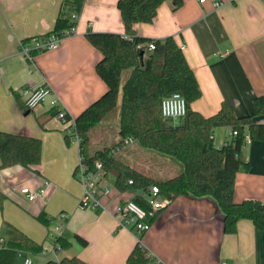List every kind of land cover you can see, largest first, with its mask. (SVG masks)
<instances>
[{
    "label": "crops",
    "instance_id": "0c3cea01",
    "mask_svg": "<svg viewBox=\"0 0 264 264\" xmlns=\"http://www.w3.org/2000/svg\"><path fill=\"white\" fill-rule=\"evenodd\" d=\"M118 2L83 0L77 10L66 0H0V131L42 141L40 173L20 165L0 169V250L7 248L10 224L43 245L39 253L18 252L15 264L26 259L45 264L73 257L87 264H125L140 237L159 264H264V231L243 219L235 234H226L224 217L209 197L172 199L150 229L141 234L119 228L112 216L116 205L134 199L138 191H119L111 174L106 179L111 192L102 199L104 209L79 207L83 187L75 172L83 156L73 139L72 125L108 89L96 72L102 54L90 43L88 34L125 35ZM216 2L222 6L215 7ZM73 14L78 15L76 35L56 50L35 53L34 61L28 62L21 54V42L54 32L58 19L71 20ZM134 30L138 36L153 40L175 38L202 92L192 105L195 111L209 117L226 104L234 117L252 116L255 123L264 124V116L256 114L254 105L257 97H264V0H183L178 9L167 1L153 23L136 24ZM45 82L67 109L65 121L56 117L58 107L52 105L53 98L32 110L24 105L23 88ZM121 100L122 89L119 107ZM231 135V127L217 129L215 145L229 143ZM126 147L137 158L146 150L136 142ZM241 158L250 168L236 175L235 202L254 199L264 204V141L251 139L250 144H244ZM166 171L176 176L182 166L171 165ZM42 180L52 185L47 199L31 204L20 199L19 187ZM43 212L49 226L37 219ZM56 228L71 245L53 256L48 254V234ZM77 236L87 245H81Z\"/></svg>",
    "mask_w": 264,
    "mask_h": 264
},
{
    "label": "trees",
    "instance_id": "16d2710c",
    "mask_svg": "<svg viewBox=\"0 0 264 264\" xmlns=\"http://www.w3.org/2000/svg\"><path fill=\"white\" fill-rule=\"evenodd\" d=\"M66 1L74 4L77 10L83 5V0ZM167 1H172L175 9L183 3V0H119L125 35L88 34L90 43L102 54L96 72L108 89L75 119L83 160L90 166L101 161L107 173L116 178L115 186L121 192L140 191L156 185L160 194L171 200L179 196L212 198L224 217L226 234H235L238 222L243 219L252 221L257 229L264 231V204L254 199L235 202L236 175L250 168L241 158L245 136L248 134L253 141H264V124L255 123L252 116L234 117L226 104L209 117L195 111L192 105L201 98L202 92L175 38L153 40L138 36L134 30L136 24L153 23L159 8ZM71 23L69 19H58L54 32L70 27ZM151 42L155 43L152 51L148 49ZM174 93L183 96L187 104V113L177 124L164 118L161 112L163 99ZM254 105L256 114L264 116V97H257ZM118 108V142L97 150L92 156L85 154L96 128ZM221 127H231L238 134L228 144L217 147L214 136ZM129 140H134L141 148L172 158L182 166V172L172 178L154 179L131 167L118 157ZM0 160V169L20 165L38 174L42 163V141L0 131ZM131 180L133 184H129ZM133 200L145 206L140 196ZM1 201L0 194V204ZM37 219L50 225L44 212ZM6 234L7 248L0 250V264H15L20 251L39 253L43 250V245L13 225H7ZM77 240L81 245H87L83 238L77 236ZM57 243L64 250L71 245L61 237ZM45 264L87 263L73 257L49 260ZM125 264L159 263L143 246L140 237Z\"/></svg>",
    "mask_w": 264,
    "mask_h": 264
},
{
    "label": "built area",
    "instance_id": "2783aa9c",
    "mask_svg": "<svg viewBox=\"0 0 264 264\" xmlns=\"http://www.w3.org/2000/svg\"><path fill=\"white\" fill-rule=\"evenodd\" d=\"M205 2V0H200ZM222 6V2H216L215 7ZM78 15L73 14L71 17L70 27L60 31L52 32L45 36L34 37L21 42V54L28 62L34 61V54L56 50L60 44L67 38L76 35V23ZM150 51L155 49V43L151 42L148 45ZM24 105L32 110L39 105L45 104L51 98L52 105L58 107L56 117L59 120L65 121L67 118V109L61 104L59 98L55 95L53 89L46 82L31 88H23L21 92ZM162 116L166 119H171L175 124L183 118L187 113V104L183 96L174 93L163 99L161 105ZM73 139L80 145L81 139L76 132L75 122L72 125ZM237 131H232V138L237 136ZM134 143V140H129L127 144ZM251 143V137L247 134L245 136V144ZM228 144V143H227ZM77 180L83 187V195L79 202L81 209H104L102 206V199L108 196L111 192V185L106 181L108 175L103 163L95 161L92 166L84 162L80 158L75 172ZM133 184V181H129ZM52 185L47 180H42L34 186L22 185L17 189L20 199L31 204L37 200H45L48 198ZM145 202V206L140 205L133 199L127 200L116 205L111 214L115 218L119 228L129 231H137L144 233L150 229L158 212L165 209L171 203V199L160 194V189L156 185H152L145 190H140L137 193ZM66 216V214H62ZM61 229L56 228L51 230L48 234V240L51 244L49 255H56L61 253L63 248L57 243L58 238L61 237ZM44 253V254H46ZM56 257V256H55ZM23 264H32L30 259H26ZM218 264H227L226 262H219Z\"/></svg>",
    "mask_w": 264,
    "mask_h": 264
},
{
    "label": "rangeland",
    "instance_id": "374dc122",
    "mask_svg": "<svg viewBox=\"0 0 264 264\" xmlns=\"http://www.w3.org/2000/svg\"><path fill=\"white\" fill-rule=\"evenodd\" d=\"M117 110L113 113L111 117L106 119L102 125L96 128L91 141L86 145V154L88 156L92 155L98 149H102L105 146H112L116 142H118L119 140V135H118L119 118L116 117V114L118 112ZM70 144L72 145L73 143L71 142ZM128 147L121 150L118 154V157L121 160H123L125 163L133 167H136L137 169H140L144 173H147L157 179H167L168 177L175 176V173L173 171L171 172L166 171V170H169V167L171 165H176V166L181 167V165L176 163L174 160L172 159L164 160V158H167V157L158 155L151 151L145 150L146 153L144 152V154H142L141 157L137 158L135 155L130 153V149H127ZM134 147H137V146H134ZM76 154H77V159H78V149H77ZM163 170L165 171L166 174H164ZM107 178H110V176L106 177V179Z\"/></svg>",
    "mask_w": 264,
    "mask_h": 264
}]
</instances>
